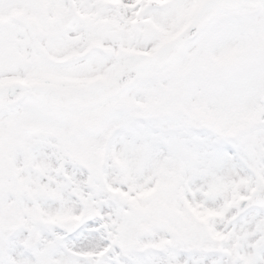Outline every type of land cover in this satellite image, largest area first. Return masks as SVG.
<instances>
[{"label": "snow or ice", "instance_id": "6c2138e0", "mask_svg": "<svg viewBox=\"0 0 264 264\" xmlns=\"http://www.w3.org/2000/svg\"><path fill=\"white\" fill-rule=\"evenodd\" d=\"M0 264H264V0H0Z\"/></svg>", "mask_w": 264, "mask_h": 264}]
</instances>
